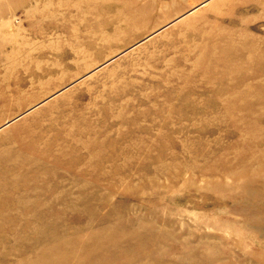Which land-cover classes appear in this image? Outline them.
<instances>
[{
    "label": "rangeland",
    "instance_id": "rangeland-1",
    "mask_svg": "<svg viewBox=\"0 0 264 264\" xmlns=\"http://www.w3.org/2000/svg\"><path fill=\"white\" fill-rule=\"evenodd\" d=\"M0 264H264V0H0Z\"/></svg>",
    "mask_w": 264,
    "mask_h": 264
},
{
    "label": "bare ground",
    "instance_id": "bare-ground-1",
    "mask_svg": "<svg viewBox=\"0 0 264 264\" xmlns=\"http://www.w3.org/2000/svg\"><path fill=\"white\" fill-rule=\"evenodd\" d=\"M7 23V22H6ZM15 38H17V37H15Z\"/></svg>",
    "mask_w": 264,
    "mask_h": 264
}]
</instances>
